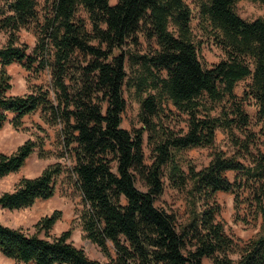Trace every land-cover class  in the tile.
<instances>
[{
	"label": "trees",
	"instance_id": "1",
	"mask_svg": "<svg viewBox=\"0 0 264 264\" xmlns=\"http://www.w3.org/2000/svg\"><path fill=\"white\" fill-rule=\"evenodd\" d=\"M190 1L0 0V32L7 35L0 46V129L7 121L19 127L40 111L44 122L60 126L61 157L72 163L68 170L57 161L22 177L0 193V208L51 198L68 172L83 197L79 219L86 238L108 259L89 257L70 241V230L49 237L59 210L42 217L35 233L0 221L3 255L18 264H203L204 258L264 264V18H242L237 0ZM195 10L200 30L224 54L212 66L199 55ZM22 29L34 33L32 48L19 41ZM13 63L36 75L49 71V85L11 94L7 67ZM247 79L239 96L237 84ZM126 91L139 104L142 126L132 130L122 127ZM245 104L255 107L254 117ZM167 110L186 116L185 130L166 124ZM219 129L229 151H215L207 166L187 164L185 170L181 153L214 147ZM37 148L47 153L43 140L31 138L11 153L0 150V178L18 172ZM228 172H235L233 179ZM165 179L174 189L189 187L183 225L157 203ZM219 191L234 195L237 214L251 216L238 214L239 220L260 219L259 231L243 245L217 219Z\"/></svg>",
	"mask_w": 264,
	"mask_h": 264
},
{
	"label": "rangeland",
	"instance_id": "2",
	"mask_svg": "<svg viewBox=\"0 0 264 264\" xmlns=\"http://www.w3.org/2000/svg\"><path fill=\"white\" fill-rule=\"evenodd\" d=\"M117 0H111L115 3ZM190 3L191 1L188 0ZM236 12L244 19L252 21L259 17L264 18V2L253 0H237L235 4ZM194 32L202 43L199 47L200 58L206 66H212L224 57L223 52L219 47L213 44L207 36L202 33L199 28V20L197 10H195V17L192 21ZM19 41L26 43L32 48L35 45L36 37L32 31L22 29L19 32ZM7 42V35L0 32V46ZM148 43L144 38H141V49L146 50ZM11 76L12 88L11 94L20 95L30 92L36 85L48 86L51 80L49 71H44L38 75L26 70L19 63H13L7 67ZM249 82V79L242 80L237 84L236 93L243 95L244 89ZM127 107L122 118V127L132 130L139 128L142 124L139 121V104L126 91ZM246 110L254 117L255 107L251 104H245ZM172 112H175L173 106L170 105ZM13 115H10V119ZM186 116H179L178 113L167 112L164 115V120L167 125L171 126L177 132L186 129ZM41 139L44 142L43 151L47 152L41 154L39 148L27 159L25 165L16 173H11L5 177L0 178V193L11 191L14 189L17 182L22 177H34L39 175L43 169L49 164L60 161L66 168L72 166L71 161L66 157H61L64 152L62 139L60 137V126L49 125L41 118L40 111L29 114L23 118V123L19 127H15L10 121H7L3 128L0 129V150L6 153H11L23 144L28 139ZM231 148L230 142L226 134L219 129L216 134L214 147H194L184 150L181 153L182 159L185 160L184 168L187 170V164L194 166L196 169H201L207 166L215 151H229ZM145 154L147 162L150 163V147L148 145V134L145 133L144 142ZM67 170V171H68ZM230 179H233L235 172H228ZM139 186H141L139 184ZM189 187L185 190H178L172 188L165 179V190L157 201L159 206L166 210L173 212L177 216L178 224L183 225L189 220L190 209L186 198H190L188 193ZM216 199L222 211L217 219L224 223L226 231L235 238L236 241L244 242L251 239L257 234L260 228V219L253 221L246 210H241L243 216L249 215V221L244 222L239 220L234 204V195L227 192L219 191L216 194ZM189 200V199H188ZM84 208L83 197L76 186L74 177L70 173L62 175L57 182L55 194L48 199L37 200L32 206L8 210L0 208V221L6 225L15 228H22L28 233H35L37 231L35 225L44 216L50 215L55 211L61 212V218L55 223L49 231V237L61 235L64 231L70 230V241L76 246L84 249L87 255L93 259L105 261L108 257L101 251V249L86 238L85 232L80 224L79 215ZM45 236L44 232L40 233ZM110 255L115 256V248L112 242H108ZM0 264H18L15 260L6 257L0 251ZM34 264V263H28ZM203 264H212L211 259L204 258Z\"/></svg>",
	"mask_w": 264,
	"mask_h": 264
}]
</instances>
